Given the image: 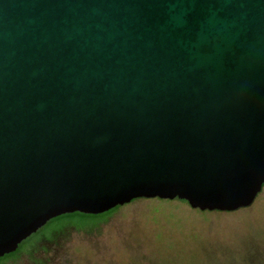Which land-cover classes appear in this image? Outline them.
I'll return each mask as SVG.
<instances>
[{
  "label": "water",
  "instance_id": "1",
  "mask_svg": "<svg viewBox=\"0 0 264 264\" xmlns=\"http://www.w3.org/2000/svg\"><path fill=\"white\" fill-rule=\"evenodd\" d=\"M264 187V0H0V258L135 200Z\"/></svg>",
  "mask_w": 264,
  "mask_h": 264
},
{
  "label": "rangeland",
  "instance_id": "2",
  "mask_svg": "<svg viewBox=\"0 0 264 264\" xmlns=\"http://www.w3.org/2000/svg\"><path fill=\"white\" fill-rule=\"evenodd\" d=\"M35 255L43 264H264V187L231 213L171 201L123 206L90 233L67 230ZM34 264L23 256L15 263Z\"/></svg>",
  "mask_w": 264,
  "mask_h": 264
},
{
  "label": "trees",
  "instance_id": "3",
  "mask_svg": "<svg viewBox=\"0 0 264 264\" xmlns=\"http://www.w3.org/2000/svg\"><path fill=\"white\" fill-rule=\"evenodd\" d=\"M143 200V199H141ZM140 200L132 201L130 204L135 203ZM161 203H168L170 201H160ZM179 202L181 204L187 205L185 202ZM188 206V205H187ZM123 207H117L105 214L92 216V215H82L79 213H74L70 215H64L48 222L42 229H40L36 234L32 235L30 238L25 240L17 249L16 252L6 255L0 258V264L15 263L23 256L28 257L34 264H43L41 261L36 260L35 255L39 250H43V246L40 244L43 240H47L50 244L56 242V240L64 235L67 230L74 229L77 232L90 233L97 230L102 224L106 223L108 219L118 212ZM199 214H207L208 212H199Z\"/></svg>",
  "mask_w": 264,
  "mask_h": 264
},
{
  "label": "flooded vegetation",
  "instance_id": "4",
  "mask_svg": "<svg viewBox=\"0 0 264 264\" xmlns=\"http://www.w3.org/2000/svg\"><path fill=\"white\" fill-rule=\"evenodd\" d=\"M40 244L43 246L45 244H50V243L47 240H43Z\"/></svg>",
  "mask_w": 264,
  "mask_h": 264
}]
</instances>
